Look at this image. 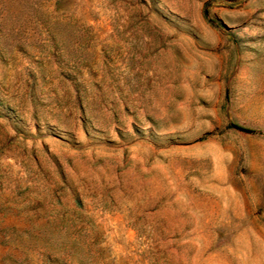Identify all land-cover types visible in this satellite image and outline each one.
<instances>
[{"label": "rangeland", "instance_id": "obj_1", "mask_svg": "<svg viewBox=\"0 0 264 264\" xmlns=\"http://www.w3.org/2000/svg\"><path fill=\"white\" fill-rule=\"evenodd\" d=\"M0 264H264V0H0Z\"/></svg>", "mask_w": 264, "mask_h": 264}, {"label": "trees", "instance_id": "obj_2", "mask_svg": "<svg viewBox=\"0 0 264 264\" xmlns=\"http://www.w3.org/2000/svg\"><path fill=\"white\" fill-rule=\"evenodd\" d=\"M204 15H205V17H206L209 21H212V20L210 19L209 13H208V11H207L206 8L204 9ZM234 126L237 127V128H239V129L245 130V131H252V132H253V130H249L248 128H244V127L239 126V125H234Z\"/></svg>", "mask_w": 264, "mask_h": 264}]
</instances>
